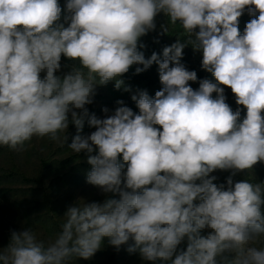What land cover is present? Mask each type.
<instances>
[{
	"label": "clouds",
	"instance_id": "obj_1",
	"mask_svg": "<svg viewBox=\"0 0 264 264\" xmlns=\"http://www.w3.org/2000/svg\"><path fill=\"white\" fill-rule=\"evenodd\" d=\"M245 10L255 18L241 34ZM160 13L183 31L162 57L146 58L139 40ZM61 17L58 0H0V146H63L74 124L69 148L88 154L87 183L119 199L69 206L47 240L12 231L0 264L90 259L105 237L117 249L131 239L129 252L160 264H264V182L233 181L264 162V0H67ZM187 45L217 83L189 85L197 73L181 63ZM62 55L82 68L57 75ZM153 63L163 87L131 96L139 114L122 100L107 118L89 113L97 85L120 89L132 65H143L139 74ZM219 85L246 108L242 120ZM86 119L95 131L82 135ZM216 170H231L226 184L214 183Z\"/></svg>",
	"mask_w": 264,
	"mask_h": 264
},
{
	"label": "rangeland",
	"instance_id": "obj_2",
	"mask_svg": "<svg viewBox=\"0 0 264 264\" xmlns=\"http://www.w3.org/2000/svg\"><path fill=\"white\" fill-rule=\"evenodd\" d=\"M58 3L62 8L60 22L63 23V10L67 0H58ZM155 23L156 29L149 31L139 40V43L145 45L139 50L144 52L146 58H149L153 52L162 57L163 48L175 43L180 38L179 33L183 31L179 24L171 25L169 18L163 13L155 17ZM67 26L65 24V27ZM165 28L168 31L165 32ZM240 33L243 34V31ZM60 63L61 69L57 72L60 76L74 68H82L78 58L70 59L62 55ZM181 63L189 71L197 73V81L188 82L194 90L199 89V83L203 79L217 83L212 74L202 68V52L194 50L192 45L184 48ZM137 67L142 68L143 65H132L129 71L120 77L124 81L120 89L115 87V80L109 81L106 85H97L93 103L86 105L89 113L101 119L107 118L120 106L117 101L122 100L124 106L139 114L137 104L131 96L140 90H146L149 96L154 98L155 93L163 86L159 79L157 64L153 63L139 74L135 71ZM41 75L43 76V73ZM219 86L224 88L226 103L232 110L236 111L237 108L241 110L242 120L246 116V108L236 103V97L230 88ZM125 87L130 88V91H125ZM105 108L107 112L104 111ZM92 131L95 129L88 125L86 119L81 134H90ZM76 134V126L70 123L63 146L48 138H33L22 152L0 146V249L6 248L10 243L12 231L32 228L39 239L53 238L60 230L63 216L69 206H75L83 201L103 202L108 198L119 199L118 195L103 194L97 187L87 183V174L92 167L87 162L88 154L74 153L69 148ZM92 154H96V151ZM119 161L125 164V168L127 167L122 155ZM211 175L217 176L214 183L226 184L231 170H216ZM246 179L256 183L264 182V162L257 163L251 170L239 171L233 176L234 182ZM109 239L103 238L100 249L90 259L77 257L69 264H160V261L144 260L138 250L129 252L128 247L134 244L131 239L119 249L111 245ZM178 247L186 250L187 241L185 240Z\"/></svg>",
	"mask_w": 264,
	"mask_h": 264
},
{
	"label": "trees",
	"instance_id": "obj_3",
	"mask_svg": "<svg viewBox=\"0 0 264 264\" xmlns=\"http://www.w3.org/2000/svg\"><path fill=\"white\" fill-rule=\"evenodd\" d=\"M258 12L255 14L256 16H258ZM252 18H255L254 16H251L248 14L247 10H245L244 14L239 18V30L240 31H244V28L246 26V23L249 22ZM213 96H216V93L212 94Z\"/></svg>",
	"mask_w": 264,
	"mask_h": 264
}]
</instances>
